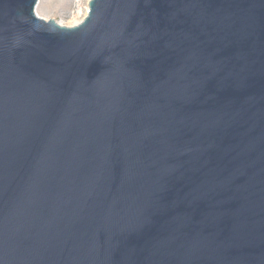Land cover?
I'll return each instance as SVG.
<instances>
[{
    "label": "water",
    "instance_id": "1",
    "mask_svg": "<svg viewBox=\"0 0 264 264\" xmlns=\"http://www.w3.org/2000/svg\"><path fill=\"white\" fill-rule=\"evenodd\" d=\"M0 0V264H264V0Z\"/></svg>",
    "mask_w": 264,
    "mask_h": 264
},
{
    "label": "rangeland",
    "instance_id": "2",
    "mask_svg": "<svg viewBox=\"0 0 264 264\" xmlns=\"http://www.w3.org/2000/svg\"><path fill=\"white\" fill-rule=\"evenodd\" d=\"M89 0H39L36 12L45 19L53 18L64 24L74 17L85 16Z\"/></svg>",
    "mask_w": 264,
    "mask_h": 264
},
{
    "label": "bare ground",
    "instance_id": "3",
    "mask_svg": "<svg viewBox=\"0 0 264 264\" xmlns=\"http://www.w3.org/2000/svg\"><path fill=\"white\" fill-rule=\"evenodd\" d=\"M87 10H88V8H86V10H85V14H86ZM81 19H82L81 17H74L73 19L68 20V21L65 22L64 24H65V25H73V24L78 23Z\"/></svg>",
    "mask_w": 264,
    "mask_h": 264
}]
</instances>
